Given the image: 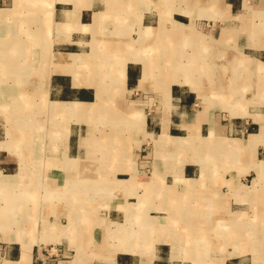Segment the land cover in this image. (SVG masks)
<instances>
[{"label":"crops","instance_id":"0c3cea01","mask_svg":"<svg viewBox=\"0 0 264 264\" xmlns=\"http://www.w3.org/2000/svg\"><path fill=\"white\" fill-rule=\"evenodd\" d=\"M44 1L0 0V26L20 31L14 40L10 32L0 37V65L10 70L0 76L17 79L30 71L29 63H19L32 43L22 39V15L28 8L42 13ZM25 20L42 28L37 17ZM48 31L47 42L57 46L52 51L56 68L52 66L48 78L40 69V98L47 112L68 115L69 120H51L47 183L74 186L69 177L101 170L88 165L94 145L107 151L118 146L96 144L95 139L124 138L135 148L113 168H103L111 173L108 178L119 198L93 219L84 217L76 228L80 219L71 206L63 216L56 207L43 218L41 166L29 171L34 177L24 174L26 166L11 148L20 140L11 143L6 123L0 121V188L16 182L31 189L30 196L5 201L0 264H264V114L226 119L205 95L219 75L264 76V0H54ZM38 35L43 38L44 33ZM44 44L41 40L38 45L42 49ZM13 60L17 63L11 66ZM236 67L241 69L236 72ZM197 76L208 77L209 85L188 79ZM165 77L173 78L156 79ZM249 87L242 91H252ZM33 121L39 125L43 120ZM194 139L222 147L213 149L212 165L198 159L172 164L171 144L177 142L183 150ZM215 156L226 158V164L219 165ZM237 156L242 167L235 165ZM160 194L169 200L164 207L169 210L195 197L196 219L226 224L225 230L202 223L193 230L182 227L186 233L194 231L188 235L195 240V254L170 239V230L168 240L165 233V240L154 245L129 243L126 236L107 245L120 234L117 227L126 217L142 215L153 221L155 195ZM119 199L132 200L133 206L120 209ZM10 204L22 205V229L16 226L15 233L10 232L17 220ZM166 218L178 219L171 212ZM251 221H259L255 247ZM105 228L117 229L107 233ZM218 236L225 242L219 244ZM21 244L29 245L27 254Z\"/></svg>","mask_w":264,"mask_h":264},{"label":"rangeland","instance_id":"374dc122","mask_svg":"<svg viewBox=\"0 0 264 264\" xmlns=\"http://www.w3.org/2000/svg\"><path fill=\"white\" fill-rule=\"evenodd\" d=\"M53 2L54 0L44 1L42 13H40V11L35 14V12H32L30 8H28V10L22 15V20H24L22 23V39L32 41V43L30 45V51L28 52V54L24 55L25 60L23 59V61H19V63H29L30 71L27 72V75H22L21 77L17 78L18 80H20L19 83L16 82V78H8L4 75L0 76V84L5 79V83L0 86V121H4L6 123L8 134L7 136L11 137V143L15 144V140H20V143L16 144L17 146H12L11 144V148L13 149L11 150L12 152L18 154V158H20L22 165L26 166L24 174L30 175V177H34L35 173L29 171L32 168L35 169L36 166H41L43 172L41 171L40 175L43 177L44 181L41 195L43 218L46 219L49 215V211L54 212L56 207L58 210V214L63 216L64 208H66V206H71L74 207L77 217L80 219V221L75 223L76 228H81L84 217L87 218L89 216L93 219L94 217L98 216V214H101L108 210L110 208V203L114 202L116 198H119L116 194L115 187L111 185V180L110 178H108V174L111 173L107 170H109L110 167L113 168V166L116 164V161L121 158V156L124 159V155L132 153L135 146L132 145L130 141H127V139L125 140L124 138L120 139L122 142L120 140L102 141L95 139L96 144H106L112 142L113 146H118L112 149L113 151H107V149H104V147H102V149H99L96 145H94V147L92 148L93 158H88V160L92 163L88 165H91L92 167L94 166V168H100L101 170H95V172L91 171L90 173L80 172L77 173L74 177H69L71 179V182L75 180V182L72 183L74 184V186H71V184L60 183L61 185L56 187V185H50L49 182L47 183L46 180H48L47 178H49L47 174L49 157L47 159V157L45 156H47L46 154L50 153L51 148L49 144L50 142L47 141V137L50 136L52 130V126L50 125L51 120H55L57 118V120H59V122L61 123L69 120L68 115H54L47 112L46 103L44 102V100H41L40 90L38 89V84L41 82L38 78L40 69L43 68V71L48 78L52 66L56 68L55 64L57 54H53L52 51L56 52L57 46L51 45V43H49L50 36L48 31V24L50 23L51 19V6ZM27 17H37L38 20H42V28L34 29L33 27H30L32 23L25 20V18ZM34 21L35 20H31V22ZM3 32H10L12 35L10 36V38L14 40L20 31L19 29L14 27L9 29L0 26V37H3ZM26 32H34L36 34V37ZM41 32L44 33L43 38H40V36L38 35V33L40 34ZM41 40L45 42V49H41L40 45H38L39 41ZM15 63H17L16 60H13L10 62V65L12 66ZM4 66L6 67L7 65ZM4 66L0 65V75H2L5 71H10L8 69H3ZM59 66L60 68H66L65 65L61 66V64H59ZM7 68L9 67L7 66ZM224 68L227 69V67ZM235 69V71L237 72V70L241 68L238 69V67H236ZM230 71L232 72L233 70ZM172 78L173 77H165L156 79L171 80ZM184 79L182 78V80ZM188 79L191 81L202 83L203 85H209V78L206 76L189 77ZM211 85L213 86H211L212 90L208 89V93H206L205 95H208L207 97L209 100H211V104L218 105L219 110L223 111L224 117L226 119H242L246 116H250L251 119H253V115L264 114V107H259V105L264 104V76L258 78L252 73V75L250 76L247 75L241 77L233 76L231 73H229L228 76L219 75L214 79ZM248 85L250 86L249 88L252 91L243 92V86H247L248 88ZM247 105L251 106L249 111L247 110ZM36 119L43 121H41L42 123H39V125H37L33 121ZM47 121L48 124H46ZM40 124L42 125V127L40 126ZM233 135V137L236 136L235 133H233ZM144 142H146L145 139ZM232 142V144L242 145V141ZM146 144L147 143H144V146H146L147 150L148 147ZM172 144L171 146H173V148L171 147L170 149V161L172 164H182V162H191L198 159L205 160L208 164L212 165V159H214L212 158V152L214 151L213 149H220V151L222 149V147L216 144V142L209 140H191L187 143L186 147L183 150L178 149L179 147H177V142L173 145ZM216 160H219V165H225L227 161L226 158H216ZM82 163L83 162H81V164ZM235 165L238 167H242L241 157H235ZM105 167L108 169L103 171V168ZM14 179L12 180L13 182ZM84 180L91 182V186L88 187L86 185L88 183H86ZM15 183L11 187L4 186L3 188H0V214L3 213V210H8V204L5 205V201L10 196H15L17 198L20 197V199H22V196L24 197L31 195L30 188L25 189L23 187L22 189L20 187H17V184ZM84 185H86V187H84ZM194 200L195 197L191 198V200L185 201L180 205L176 204L172 208V210H169L167 207L164 208L165 206H168L169 200H163V196L161 194L158 196L155 195L156 205L154 213L151 214L153 218L150 219L153 221H147L146 219H143L142 215L136 216L133 219L126 217L125 223L117 227L121 228L118 229L120 230V234L115 236L114 238H109L107 241V245L119 244L120 241H122V236H126V240L129 243L138 242L139 245H154V243H161L165 240V233V235H167L166 239L168 240L170 237V230V232H174V236H171L170 239H176L179 242V245L187 247L188 250L194 253V251H196V243H194L195 240L193 241L191 239V236L188 235L190 233H193L194 231H189L186 233V229L193 230L196 225H199L200 228L202 223L203 227L211 225L217 231H219L221 229L225 230L222 226L225 227L226 225H221V223L219 224L214 221L211 222L196 219L197 211ZM119 202H121L120 199ZM131 202L132 200L121 202L120 209L133 206L132 204H130ZM10 205L11 207L14 206V204ZM15 206L16 208L13 207L11 208V210L9 209L11 215L14 214L13 216L17 217V220L12 223L13 225H11L10 230V232L14 233L18 232L16 231V226L22 229V205L20 206L19 204H15ZM223 208L224 207H219V212H224ZM170 212L172 214L175 213L178 219H167L166 215L170 216ZM164 216L165 219L163 218ZM94 223L95 222L91 221V228H93ZM258 223L259 221H251L250 228L252 232L253 247H255L257 243L256 227H258ZM184 226L186 227L185 232L182 230V227ZM74 227L75 226H73L72 228ZM105 229L107 230V233H109V231L115 230L113 228ZM148 229L149 231H154L148 232ZM118 230L116 232H118ZM212 237H214V235ZM217 239L219 240V244L225 242V238H223L222 236H218ZM235 242H237V237L235 238Z\"/></svg>","mask_w":264,"mask_h":264},{"label":"bare ground","instance_id":"6f19581e","mask_svg":"<svg viewBox=\"0 0 264 264\" xmlns=\"http://www.w3.org/2000/svg\"><path fill=\"white\" fill-rule=\"evenodd\" d=\"M14 206H15V205H14ZM11 208H12V207H11ZM1 215H2V214H1ZM13 215H14V214H13ZM3 216H4V215H3ZM12 217H13V216H12ZM2 218H3V217L0 216V220H1V223H0V230L4 232V231L7 230V229H5V228H4V227H5L4 224H2V223H4ZM12 223H13V222H12ZM12 223H11V224H12ZM21 247L23 248L24 252L27 254V252L29 251V245H28V244H26V245H25V244H21Z\"/></svg>","mask_w":264,"mask_h":264}]
</instances>
